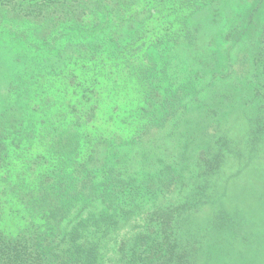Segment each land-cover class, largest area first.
I'll return each mask as SVG.
<instances>
[{
    "label": "trees",
    "instance_id": "16d2710c",
    "mask_svg": "<svg viewBox=\"0 0 264 264\" xmlns=\"http://www.w3.org/2000/svg\"><path fill=\"white\" fill-rule=\"evenodd\" d=\"M220 1L0 0V35L17 32L0 68V264H264V200L244 206L264 175V22L252 73L225 86L198 47L197 16ZM263 1L224 35L241 42ZM30 38H52L57 61ZM181 40L174 83L158 52Z\"/></svg>",
    "mask_w": 264,
    "mask_h": 264
},
{
    "label": "rangeland",
    "instance_id": "374dc122",
    "mask_svg": "<svg viewBox=\"0 0 264 264\" xmlns=\"http://www.w3.org/2000/svg\"><path fill=\"white\" fill-rule=\"evenodd\" d=\"M261 0H221L218 5H215L213 8L208 9L204 8L203 13L198 15V19L200 21L199 28H198V34L200 35L198 38V47L201 48V51L203 52L202 56H208L212 53H214L213 59H206L204 57L203 61L206 63V65L212 66V72L208 71L206 73V76L212 75L219 77L220 74L225 76V80L227 83H222L223 85H228V83H234V80L237 77H243L244 75H248L252 73L251 66L254 62L255 56H253L255 53V50H257V42L253 39V37L256 34L257 27L264 22V1L261 3L260 10L255 13L254 15V22L249 26V28L244 32L243 38L240 41H235V33L229 34V39L224 35L225 32L229 33V31L236 25L234 14L235 12L239 11V8L242 6L245 9V14H248L250 10H252L255 5ZM238 24V22H237ZM193 26V25H192ZM244 27V25H243ZM4 30H2V34L0 35V68H1V62L2 60L5 61L7 56L16 57V54L13 52L12 49L5 48V45L12 44L11 37L13 36L14 32L10 29L8 24H5ZM12 29H15L13 27ZM10 30V31H9ZM21 29H19L20 31ZM17 31V29L15 30ZM118 31H121L119 29ZM214 36V40L209 43L211 40V37ZM235 36V37H234ZM68 39H65L66 42H60L58 44L65 45V51L68 55H74L76 51L79 49L80 51L86 50V47L82 44H76L77 42H81L82 40H77L73 37H66ZM226 38L225 40H222ZM233 38V39H231ZM84 44L91 49V46L94 45V47L97 46V43L93 40H91L89 37L84 36L83 37ZM22 40V39H21ZM30 41L33 43H36V45H39L40 48H44L46 51V55L44 58L48 60L49 63L53 64L57 61L56 54L53 51L46 50L47 48L51 49L52 46L55 45V42L52 41V38L48 42H44L43 40H32L30 38ZM234 42V45H233ZM186 43H188L185 40H181L179 43L176 44H169L170 50L158 53V58L162 57L164 60L169 61V74L171 77V80L175 83L182 80L183 76V70L182 65L180 63V58L178 56L179 50L183 49V46H187ZM241 43V44H240ZM52 45V46H51ZM102 51V46L99 47ZM22 50V49H21ZM34 49L22 51L24 60H34V59H43L41 56H38L33 53ZM246 52V54H245ZM249 53V54H248ZM71 58V57H70ZM62 63L67 64V60L64 61L60 60ZM59 61V62H60ZM61 63V65H62ZM4 64V62H3ZM229 69V71L227 70ZM36 77V76H34ZM206 78V77H205ZM36 79V78H35ZM37 83V84H36ZM32 85L34 86L33 91L29 90L28 88H24L23 91L21 90V95L23 99L25 100L26 97H32L31 93H34L36 91H42V86L45 84H39L38 81H32ZM216 86V89L218 88V83H214ZM26 87L25 84L22 83L21 87ZM32 86V87H33ZM20 87V89H21ZM47 87V94L50 99L52 100V104L54 102H61L65 103L64 96V87L60 85L58 82H53L52 84L48 83L46 85ZM19 89V88H16ZM219 89V88H218ZM31 91V93H30ZM8 94L6 93L4 97H7ZM47 96V97H48ZM36 105V104H35ZM63 105V104H62ZM37 106V105H36ZM39 107V106H38ZM55 110V109H53ZM238 131H240L239 128H237ZM56 134V137L54 139L56 141H61L63 145H66L68 142L69 144L73 143V135L70 134V132H62ZM48 140V138H46ZM65 153H68V149L64 151ZM259 155H262L259 153ZM99 157V154H98ZM257 180V179H256ZM261 181L259 184L257 183L254 192L252 193L251 197L247 201V203L244 206H253L258 205V200L261 199V201L264 200V175L259 178ZM180 195L176 191H171V193L168 195L169 201H174L175 199L179 198ZM160 217L155 214L153 216V221L151 226L157 225L159 222Z\"/></svg>",
    "mask_w": 264,
    "mask_h": 264
}]
</instances>
